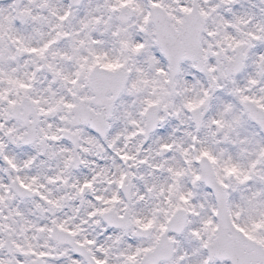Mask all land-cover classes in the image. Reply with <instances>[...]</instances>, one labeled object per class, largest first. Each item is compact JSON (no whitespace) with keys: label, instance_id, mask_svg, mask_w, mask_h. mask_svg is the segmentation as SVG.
I'll use <instances>...</instances> for the list:
<instances>
[{"label":"snow or ice","instance_id":"1","mask_svg":"<svg viewBox=\"0 0 264 264\" xmlns=\"http://www.w3.org/2000/svg\"><path fill=\"white\" fill-rule=\"evenodd\" d=\"M0 264H264V0H0Z\"/></svg>","mask_w":264,"mask_h":264},{"label":"clouds","instance_id":"2","mask_svg":"<svg viewBox=\"0 0 264 264\" xmlns=\"http://www.w3.org/2000/svg\"><path fill=\"white\" fill-rule=\"evenodd\" d=\"M255 2H257V3H258V0H255Z\"/></svg>","mask_w":264,"mask_h":264}]
</instances>
